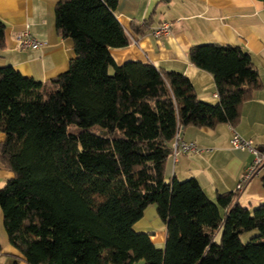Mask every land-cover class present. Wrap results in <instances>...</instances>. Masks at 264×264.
Segmentation results:
<instances>
[{
	"label": "trees",
	"instance_id": "1",
	"mask_svg": "<svg viewBox=\"0 0 264 264\" xmlns=\"http://www.w3.org/2000/svg\"><path fill=\"white\" fill-rule=\"evenodd\" d=\"M118 5L59 1L57 33L73 40L76 57L58 77L0 68V162L14 174L0 186V213L10 244L28 264H264V204L250 210L232 192L211 200L198 179L165 174L183 129L240 124L242 105L264 87L250 54L191 48V63L216 84L218 102L202 101L182 73L116 64L110 49L131 43ZM6 34L0 19L2 48ZM149 206L166 225L164 249L135 230Z\"/></svg>",
	"mask_w": 264,
	"mask_h": 264
},
{
	"label": "crops",
	"instance_id": "2",
	"mask_svg": "<svg viewBox=\"0 0 264 264\" xmlns=\"http://www.w3.org/2000/svg\"><path fill=\"white\" fill-rule=\"evenodd\" d=\"M60 0H0V19L6 24L4 48L0 47V68L12 66L23 76L46 82L66 72L76 57L72 39L60 37L56 29L55 8ZM119 22L130 36L124 48H111L117 65L127 62L150 63L156 67L182 73L193 83L198 97L217 103L213 75L194 66L189 59L191 48L217 43L239 46L247 51L260 73L264 85V4L258 0H119ZM162 23L171 26L169 34L156 38L152 30ZM143 29H139L142 27ZM29 30L47 45L40 49H21L19 36ZM113 73V69H110ZM252 140L264 152V87L241 107V121L236 128L220 125L216 129L188 127L180 137L195 143L200 153L172 154L166 164V180L196 178L211 200L217 193L232 192L245 171L254 162L247 151L234 148L233 134ZM5 135L0 132V142ZM14 177L0 162V186ZM264 170L254 177L234 202L255 209L264 204L262 179ZM139 233L152 236L156 247L165 248L166 225L155 206H149L135 225ZM253 234L242 235V240ZM221 231L217 235L219 241ZM250 236V237H251ZM0 264H28L20 251L10 244L0 213ZM135 264H145L138 261Z\"/></svg>",
	"mask_w": 264,
	"mask_h": 264
},
{
	"label": "built area",
	"instance_id": "3",
	"mask_svg": "<svg viewBox=\"0 0 264 264\" xmlns=\"http://www.w3.org/2000/svg\"><path fill=\"white\" fill-rule=\"evenodd\" d=\"M171 26L168 23H162L152 30V35L156 38H161L169 34ZM18 45L21 49H40L47 45L46 42H41L31 35L29 30H25L18 38ZM218 97V95H216ZM231 144L234 148L250 152L254 156L253 164L247 168L242 179L236 187V195L241 194L251 182V180L258 176L264 170V152L255 145L252 140L243 138L240 134L235 133L232 136ZM173 154L181 153H200L202 150L192 142H186L180 137V132L177 134L173 144Z\"/></svg>",
	"mask_w": 264,
	"mask_h": 264
},
{
	"label": "rangeland",
	"instance_id": "4",
	"mask_svg": "<svg viewBox=\"0 0 264 264\" xmlns=\"http://www.w3.org/2000/svg\"><path fill=\"white\" fill-rule=\"evenodd\" d=\"M248 234H253L251 237L249 236L248 238H247V240H246V243L248 242V241H250V239H252V237H254L256 234H258V231H251V232H247L246 233V236L248 235Z\"/></svg>",
	"mask_w": 264,
	"mask_h": 264
}]
</instances>
